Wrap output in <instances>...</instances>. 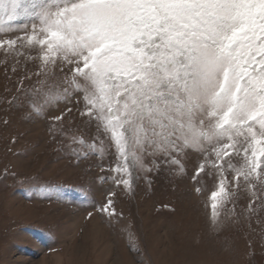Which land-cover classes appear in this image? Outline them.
<instances>
[{"label":"snow or ice","instance_id":"obj_1","mask_svg":"<svg viewBox=\"0 0 264 264\" xmlns=\"http://www.w3.org/2000/svg\"><path fill=\"white\" fill-rule=\"evenodd\" d=\"M0 55L5 64L12 58L13 72L23 69L7 103L30 123L49 121L77 164L111 156L105 182L134 198L141 179L151 185L166 170L208 192L213 232L236 214L241 194L248 219L260 222L264 0H0ZM72 113L94 129L90 139L68 127ZM25 191L87 199L85 190L37 178ZM116 196L109 190L96 208L109 226L123 220ZM123 230L139 253L130 226Z\"/></svg>","mask_w":264,"mask_h":264},{"label":"rangeland","instance_id":"obj_2","mask_svg":"<svg viewBox=\"0 0 264 264\" xmlns=\"http://www.w3.org/2000/svg\"><path fill=\"white\" fill-rule=\"evenodd\" d=\"M13 66L11 57L5 64L0 55V264H264V214L259 223L256 216L250 221L243 194L219 234L210 227L208 192L195 193L186 178L164 170L149 177L151 185L141 179L135 197L129 196L102 179L112 175L111 156L77 164L61 150L68 141L53 139L49 121L30 123L26 110L7 103L19 95L23 74L21 65L17 72ZM69 116L75 121L69 128H79L86 139L94 135V129L81 126L78 114ZM195 163V157L188 162L189 174ZM32 178L85 190L87 199L76 193L61 201L29 196L25 189ZM109 190L117 192L115 208L123 213L115 226L96 211ZM129 226L139 253L130 251L123 230Z\"/></svg>","mask_w":264,"mask_h":264}]
</instances>
